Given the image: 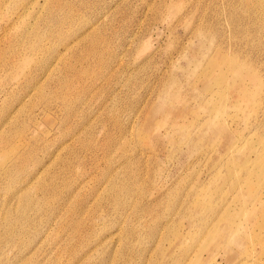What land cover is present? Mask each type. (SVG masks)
<instances>
[{"label":"rangeland","instance_id":"1","mask_svg":"<svg viewBox=\"0 0 264 264\" xmlns=\"http://www.w3.org/2000/svg\"><path fill=\"white\" fill-rule=\"evenodd\" d=\"M0 264H264V0H0Z\"/></svg>","mask_w":264,"mask_h":264},{"label":"bare ground","instance_id":"2","mask_svg":"<svg viewBox=\"0 0 264 264\" xmlns=\"http://www.w3.org/2000/svg\"><path fill=\"white\" fill-rule=\"evenodd\" d=\"M218 58H219V57H218ZM212 124H216V122L211 120V122H210L209 124L206 125L207 128H208L209 130L213 128V127H212V126H213ZM237 152H239V150H237L236 153H237ZM238 155H240V154H238ZM236 156H237V155H236ZM239 157H240V156H239ZM248 162H250V160H248V157H247L246 160L243 161V164H246V163H248ZM252 163H254V162H252ZM230 165H231V164H230ZM222 235L224 236V235H226V233H225V234H222ZM232 235H233V234H232ZM232 235H231V236H232ZM237 236H238V241H241V240H240V239H241V236H239V235H237Z\"/></svg>","mask_w":264,"mask_h":264}]
</instances>
